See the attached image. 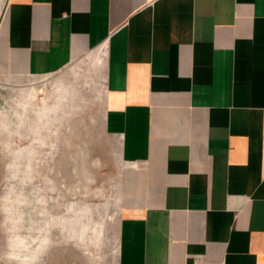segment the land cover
Returning a JSON list of instances; mask_svg holds the SVG:
<instances>
[{"label": "crops", "instance_id": "0c3cea01", "mask_svg": "<svg viewBox=\"0 0 264 264\" xmlns=\"http://www.w3.org/2000/svg\"><path fill=\"white\" fill-rule=\"evenodd\" d=\"M84 55L122 164L118 264H264V0L0 6V72Z\"/></svg>", "mask_w": 264, "mask_h": 264}, {"label": "rangeland", "instance_id": "374dc122", "mask_svg": "<svg viewBox=\"0 0 264 264\" xmlns=\"http://www.w3.org/2000/svg\"><path fill=\"white\" fill-rule=\"evenodd\" d=\"M97 79L88 55L43 76L0 72V264H118L122 164Z\"/></svg>", "mask_w": 264, "mask_h": 264}]
</instances>
